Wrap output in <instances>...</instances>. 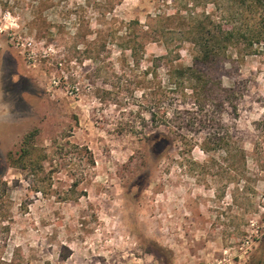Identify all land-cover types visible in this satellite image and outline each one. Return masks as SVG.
Returning <instances> with one entry per match:
<instances>
[{"label": "rangeland", "instance_id": "1", "mask_svg": "<svg viewBox=\"0 0 264 264\" xmlns=\"http://www.w3.org/2000/svg\"><path fill=\"white\" fill-rule=\"evenodd\" d=\"M195 9L215 13L204 0H0V264H264V49L214 71L205 110L148 90L172 61L192 64L180 31ZM147 26L166 37L141 39ZM183 108L233 141L204 151ZM31 131L42 166H10Z\"/></svg>", "mask_w": 264, "mask_h": 264}, {"label": "trees", "instance_id": "2", "mask_svg": "<svg viewBox=\"0 0 264 264\" xmlns=\"http://www.w3.org/2000/svg\"><path fill=\"white\" fill-rule=\"evenodd\" d=\"M204 4L212 5L215 13L207 10L198 12L196 9L191 11V15L187 17L186 27L180 31L181 43L191 47L192 64L185 66L172 61L166 66L167 82L160 81L148 89L156 90L152 93L155 97L159 96L156 103H162L171 93L181 92L188 100L192 97V104L196 108L205 110L208 101L213 99L211 94L222 87L221 76L214 71H225L226 63L243 60L255 50L264 49V0H204ZM130 23L132 27L130 26L129 33H132L136 30L135 24L139 25V20ZM143 28L141 39L152 34L155 38L162 37L161 33H164L150 26H147V30ZM164 35L163 37H166ZM126 39L123 46L136 58L143 49V41H135L131 36ZM167 52L165 56L169 59H172L174 53L179 55L177 50L169 51L167 48ZM158 65H154V69L152 66L149 67L147 78L152 75L159 80ZM176 113L188 121L187 126H194V129H201L200 131L204 133V140L200 146L204 151H216L222 145H229L233 141L228 129L217 132L215 128L209 130L204 127L203 120L192 122L191 119L195 118L194 112L189 108L180 109ZM35 135L34 131L27 133L20 147L8 152L7 160L10 166L21 169L42 166L41 159L35 157L37 151ZM191 141L194 143L195 139L192 138Z\"/></svg>", "mask_w": 264, "mask_h": 264}]
</instances>
